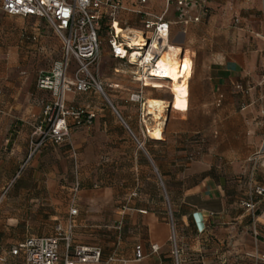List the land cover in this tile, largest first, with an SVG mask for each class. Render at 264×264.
Masks as SVG:
<instances>
[{
  "label": "crops",
  "instance_id": "crops-1",
  "mask_svg": "<svg viewBox=\"0 0 264 264\" xmlns=\"http://www.w3.org/2000/svg\"><path fill=\"white\" fill-rule=\"evenodd\" d=\"M181 1L191 18H200L181 27L183 52L168 45L175 56L162 54L176 59L184 53L177 71L181 62L190 65L189 87L169 83L172 110L181 115L169 114L163 99H146L141 86L134 93L148 105L130 102L129 95L124 102L115 95L103 102L92 93H72L67 105L93 113L92 125L73 128L70 144L48 145L27 163L33 128L51 96L10 60L23 66L45 56L51 42L61 47L43 20L2 12L7 22L0 28V264H22L9 255L11 248L31 237H52L57 225L66 228L72 207L73 245L100 249L99 264L110 257L115 261L108 264H171L172 237L179 243L199 240L196 264H245L254 256L258 248L250 233L264 237V198L254 197V219L242 204L255 188H264V86H258L260 50L254 47L258 38L264 44V0ZM121 4L139 12L130 13L142 25L136 32L141 35L155 18L162 17L170 30L175 23V2ZM237 85L247 94L236 92ZM131 105L138 107V117L129 114ZM156 131L159 137L152 135ZM225 243L231 260L220 249ZM138 249L143 258L136 262Z\"/></svg>",
  "mask_w": 264,
  "mask_h": 264
},
{
  "label": "built area",
  "instance_id": "built-area-1",
  "mask_svg": "<svg viewBox=\"0 0 264 264\" xmlns=\"http://www.w3.org/2000/svg\"><path fill=\"white\" fill-rule=\"evenodd\" d=\"M137 5H145L146 0H134ZM167 4L175 2L179 9L188 6L181 0H166ZM2 12L9 17L36 18L43 20L62 44V56L59 61L53 63L48 72H40L36 78V87L39 90L49 92L51 100L47 102L42 110V121L33 128L30 137V148L26 163L38 152L48 145L61 146L70 144V136L73 128L90 127L95 115L86 113L83 109L73 108L67 105L66 98L72 93H88L93 85L102 92L89 73V69L97 62L100 56L101 41L98 36V28L102 19L109 20L107 44L111 56L118 61H125L129 66L135 67L137 72L132 73L134 81L140 83L141 89L145 88L146 72L147 78L156 79L151 76L154 55L158 48L167 47L170 32V24L162 17L155 18L153 23L145 25V33L142 38L145 41V49L136 47L145 56L150 55L146 62L144 58L134 59L133 48H131L121 34H117L116 26L120 27L116 19L117 10H126L121 0H3ZM138 13L135 10H127ZM182 25L190 22H198V19H190L182 15ZM237 22V21H236ZM121 28V27H120ZM155 44V45H154ZM75 66L72 73L71 67ZM139 72H142L140 76ZM137 76H139L137 78ZM143 81V82H142ZM258 86H264V64L261 66V77ZM235 91L247 94L240 85L235 86ZM141 92V90H140ZM129 101L141 104L143 97L141 93L129 95ZM138 147L142 145L137 143ZM79 189L77 180L73 188L72 205ZM256 198H264V188L254 189L248 201L242 207L252 219L255 218L257 208ZM70 219L66 228L57 225L52 237H31L14 246L9 255L20 259L22 264H99L102 252L98 248H89L73 245V218L77 214L75 208L70 210ZM143 214V213H142ZM153 253L158 252L156 246H152ZM173 256L177 259L178 252L174 250ZM139 249L135 253L136 262L142 260ZM259 264H264V254L258 258ZM1 262L3 260H0ZM115 261L108 258L106 264Z\"/></svg>",
  "mask_w": 264,
  "mask_h": 264
},
{
  "label": "rangeland",
  "instance_id": "rangeland-1",
  "mask_svg": "<svg viewBox=\"0 0 264 264\" xmlns=\"http://www.w3.org/2000/svg\"><path fill=\"white\" fill-rule=\"evenodd\" d=\"M3 0H0V8H1V4H2ZM183 11H185V16L190 19L191 16L189 15V13H187L186 9H183ZM182 12V9H179L178 6L174 5V9H173V13L176 16V19L174 20L175 23L171 26V30L169 32V38H168V42L167 45H171V46H175V47H179L181 52H183V47L181 44V40L180 38L182 37L183 34V30H182V24L180 23L182 21V15L184 14ZM204 15L207 14V10L204 9L203 10ZM172 16V15H171ZM116 19H118L119 21H121L122 23V30L127 31V33H129L130 36H135V37H142L141 34L136 33L137 31H141L142 30V25L139 23V21L134 18V15H132L130 12H127L125 10H117L116 11ZM104 24H108L109 20L107 18L102 19ZM200 21V18H198V22ZM6 17L4 16V14L2 13L1 9H0V28H4L5 27V23H6ZM232 22L234 23L235 26H238L239 23L236 22V19H232ZM46 26L47 24L44 23ZM11 28H15L16 25L15 24H10ZM52 31V30H51ZM144 33V32H141ZM54 34V33H53ZM54 37L58 40L59 42V46L61 48L59 49H55V45L51 42L50 44H48L46 46V55L45 56H40V57H34L30 60V62L24 63V65L22 66V62L18 61L17 58L14 61L10 60V66L15 64L16 67L22 68L23 70L27 71V73L31 74L34 78H37V75L40 72H48L53 63L56 61H59L61 59L62 56V44L60 42V40L55 36ZM55 39V40H56ZM100 41H101V46H100V56L99 59L97 60V62L93 65V67H91L89 69V73L91 75V77L93 78V80L100 85L102 92H100L99 90L96 89V87L93 85L92 90L89 93H92L93 95L97 96L99 99H101L103 102H106V100H111L110 95H115L116 97H118V101H123L125 100V96L126 95H130V94H134V92L137 91V88L140 86V83H138L137 81L133 80L132 77V73L133 72H137L135 67L129 66L125 61H116V59L114 60V58L111 56L110 51H109V47L107 44V38L104 35V32H102V34L100 35ZM258 41H260V45L259 43H256L254 45L256 50H260L258 52V61H257V72L261 77V65L264 64V44L263 42H261V40L258 38ZM146 46V45H145ZM145 49V47H143ZM133 51H139L136 48H133ZM140 52V51H139ZM142 55H145V50L143 52H140ZM163 53H167L169 55H171L172 57L175 56V54L172 52V50L168 49L166 46L163 49L158 48L157 52L152 55L153 61L152 64L154 65V63H157V61L160 60V58H162V54ZM184 55V53L181 55H178V57L176 59L171 58L170 56H165V59L168 61L169 66H171V69L174 70L175 73H177V67H178V60L181 59V57ZM186 57L185 58H190V60L192 61V65H193V69H192V74L194 72V61L192 58V55H190L188 52L186 53ZM20 60V59H19ZM177 61V62H176ZM18 65V66H17ZM75 70V66L72 65L71 67V73L73 75V72ZM147 73L146 72V84H150V83H156V84H161L164 88L161 90H155L152 88V86H144L146 89V91L144 92V94H148L146 97V99H151L149 101H152V99H163L165 101H163L164 105L163 106H169L170 108V113L172 116H180L181 114L179 112H175L172 110V102H173V95L171 94V88L169 85V82L167 81H158V79H149L147 78ZM140 76L142 75V72H139ZM139 76H137L138 78ZM192 77V76H191ZM158 81V82H157ZM143 82V81H142ZM114 84H118L120 85V89H113V87H109L112 86ZM190 84V77H189V82H188V87ZM112 88V89H110ZM110 90H115V91H110ZM113 92V94L111 93ZM187 102H188V98H187ZM147 100L142 101V103L140 105H145L147 104ZM148 105V104H147ZM146 105V106H147ZM164 110V109H163ZM129 114H131L132 118L138 117L139 111H138V107H132V105L129 107L128 110ZM146 119V118H145ZM141 149V148H139ZM4 191L0 190V196L2 195ZM257 228V227H256ZM257 230V229H256ZM258 231L255 233L252 230V233H250V235H252V238L255 239V244L257 246L258 249H256V252L254 254L253 257H248L247 258V262L245 264H259V260L258 258L260 257V255L264 254V237H260ZM257 234V235H256ZM214 236H216V232L212 233V238L214 239ZM215 240V239H214ZM199 244V240L196 239L194 240L193 238H187L185 239L182 243H179V241L176 239H174L172 237V239L169 242V248H170V252L174 251L176 249V251H178V258L176 259L172 254H170V262L171 264H196L197 258H198V253H196L193 248L197 247ZM230 246L227 245L226 243L223 245V247H220V249H222L223 253L225 254L224 256H226L225 258L228 259H233V256L231 255V253L227 254V252L230 250ZM220 251V250H219ZM214 244H212V248L208 249V254H210L211 257L214 256ZM227 254V255H226Z\"/></svg>",
  "mask_w": 264,
  "mask_h": 264
},
{
  "label": "bare ground",
  "instance_id": "bare-ground-1",
  "mask_svg": "<svg viewBox=\"0 0 264 264\" xmlns=\"http://www.w3.org/2000/svg\"><path fill=\"white\" fill-rule=\"evenodd\" d=\"M116 32L117 34H121L123 36L126 43L131 48L145 47L146 45L142 37L130 36L129 33H127V31L122 30L118 26H116ZM167 48L169 49L168 45ZM133 53H134L133 55L134 59L144 58V55H142L139 51H133ZM150 57H151L150 55H148L147 57L145 56L144 59L146 60V62L150 60ZM151 76L153 78L158 79L159 81H167L171 83L172 86H175L177 88H183L187 85L189 80L190 65L188 62L185 61L181 62V65L177 73H175L174 70H172L171 67L169 66L168 61L165 59V56H162V58H160V60L157 61L156 66L152 67ZM152 135L157 137L160 136L158 131L152 133Z\"/></svg>",
  "mask_w": 264,
  "mask_h": 264
},
{
  "label": "trees",
  "instance_id": "trees-1",
  "mask_svg": "<svg viewBox=\"0 0 264 264\" xmlns=\"http://www.w3.org/2000/svg\"><path fill=\"white\" fill-rule=\"evenodd\" d=\"M108 27H109V23L108 24H104L103 21L101 20L100 26H99V28L97 30L99 38H100V35L102 34V32H104V35L108 39ZM255 216H256V212H255Z\"/></svg>",
  "mask_w": 264,
  "mask_h": 264
}]
</instances>
